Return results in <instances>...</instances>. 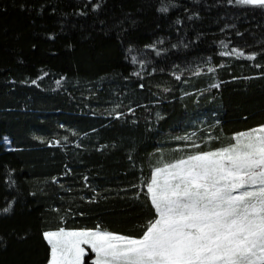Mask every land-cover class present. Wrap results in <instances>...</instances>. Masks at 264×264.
Segmentation results:
<instances>
[{"label":"trees","instance_id":"trees-1","mask_svg":"<svg viewBox=\"0 0 264 264\" xmlns=\"http://www.w3.org/2000/svg\"><path fill=\"white\" fill-rule=\"evenodd\" d=\"M262 125V7L0 0V264H49L61 227L141 237L160 161Z\"/></svg>","mask_w":264,"mask_h":264},{"label":"snow or ice","instance_id":"snow-or-ice-1","mask_svg":"<svg viewBox=\"0 0 264 264\" xmlns=\"http://www.w3.org/2000/svg\"><path fill=\"white\" fill-rule=\"evenodd\" d=\"M236 2L264 8V0ZM232 53L245 55L237 49L221 55ZM231 141L153 168L145 187L156 216L139 238L99 225L45 231L49 264H86V258L90 264H264V125Z\"/></svg>","mask_w":264,"mask_h":264},{"label":"rangeland","instance_id":"rangeland-1","mask_svg":"<svg viewBox=\"0 0 264 264\" xmlns=\"http://www.w3.org/2000/svg\"><path fill=\"white\" fill-rule=\"evenodd\" d=\"M82 230H85V229H82ZM86 249H87V246H84ZM89 251V253L91 254L90 252V249H87ZM93 255H95L94 253H92Z\"/></svg>","mask_w":264,"mask_h":264}]
</instances>
